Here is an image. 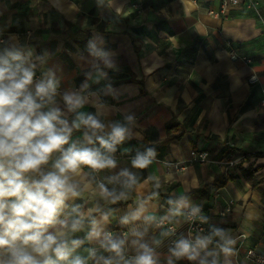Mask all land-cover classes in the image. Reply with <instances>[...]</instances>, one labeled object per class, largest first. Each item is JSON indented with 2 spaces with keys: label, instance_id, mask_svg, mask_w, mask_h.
<instances>
[{
  "label": "crops",
  "instance_id": "crops-1",
  "mask_svg": "<svg viewBox=\"0 0 264 264\" xmlns=\"http://www.w3.org/2000/svg\"><path fill=\"white\" fill-rule=\"evenodd\" d=\"M259 9L264 16V0ZM0 32L6 38L0 54L16 51L35 65L34 82H58L55 106L69 124L76 114L63 96L76 94L84 101L79 112L96 116L106 130L116 123L128 130L113 154L114 169H84L93 188L101 181L124 191L125 199L112 204L98 189L85 192L66 202V216L77 206L92 209L101 238H126V260L141 251L133 245L138 241L152 249L156 264H254L248 250L264 252V23L253 8L240 2L224 10L223 0H0ZM71 142L85 143L83 128L72 132ZM193 150L217 161L244 155L246 162L229 172L236 178L224 186L195 194L228 173L218 162L181 171L166 164L188 159ZM137 156L149 165L132 167ZM124 170L135 176L131 186L120 175ZM229 199L234 203L226 212ZM200 205L209 210L216 243L196 248L195 260L177 258L157 222H175L180 239L189 240L184 213ZM213 229L223 230L225 239ZM90 230L85 221L75 234L83 241L75 254L88 258L95 250L97 258H109L98 240L86 239Z\"/></svg>",
  "mask_w": 264,
  "mask_h": 264
},
{
  "label": "clouds",
  "instance_id": "clouds-1",
  "mask_svg": "<svg viewBox=\"0 0 264 264\" xmlns=\"http://www.w3.org/2000/svg\"><path fill=\"white\" fill-rule=\"evenodd\" d=\"M34 76L35 65L19 52L0 54V264H87V259L95 264H156L152 249L138 241L133 245L141 251L126 260V238H113L111 233L101 238L92 209L82 211L77 206L70 216L64 214L69 199L85 192L96 195L97 189L100 199L112 204L125 199L124 191L110 190L102 182L93 188L84 169L92 173L114 169L113 154L128 130L118 123L106 130L96 116L79 112L84 101L76 94L63 96L67 111L76 114L69 124L55 106L58 82L51 78L34 82ZM82 128L85 143L78 146L71 135ZM131 163L143 169L150 160L137 156ZM120 175L127 177L125 186L136 182L127 170ZM102 220L107 221V216ZM85 221L91 224L86 239L98 240L109 258H97L95 250H89L88 258L75 254L83 241L74 236L84 230ZM213 235L225 239L221 229H213ZM211 239H197L196 245L204 248ZM228 243L225 240V252ZM172 251L177 258L196 259V248L189 240L179 239Z\"/></svg>",
  "mask_w": 264,
  "mask_h": 264
},
{
  "label": "built area",
  "instance_id": "built-area-1",
  "mask_svg": "<svg viewBox=\"0 0 264 264\" xmlns=\"http://www.w3.org/2000/svg\"><path fill=\"white\" fill-rule=\"evenodd\" d=\"M243 2L247 7L253 8L256 12V15L259 19L264 23V16L259 9V0H223V9L225 10L228 7L229 3L237 4ZM136 10L141 11L142 4L137 2L134 4ZM6 38L5 35L0 32V44L5 42ZM246 61H250L246 59ZM264 102V99H263ZM203 163V162H218L223 166L227 173L234 170L239 165H242L246 162V158L244 155L239 157H232L228 156L222 160H213L209 156V152L206 150H193L191 152V156L182 161L177 162H166V164L175 170L181 171L186 168L188 164L192 163ZM101 183V181L99 182ZM234 200L229 199L227 202V206L225 208L226 212L231 211L232 205ZM208 219H209V210L205 206H195L188 208L184 213L183 224L185 230L191 235L189 238L190 243H192L193 247L200 248L196 245L197 239H205L210 237L209 229H208ZM157 225L164 229L165 233L168 235L170 243L172 245H176V241L180 239V232L181 229L178 224L173 221L168 220H159ZM216 243L215 240L212 238L211 242L208 244ZM207 244V245H208ZM131 258V256H127ZM247 257L250 259L254 264H264V252L257 253L255 249H249L247 252Z\"/></svg>",
  "mask_w": 264,
  "mask_h": 264
},
{
  "label": "trees",
  "instance_id": "trees-1",
  "mask_svg": "<svg viewBox=\"0 0 264 264\" xmlns=\"http://www.w3.org/2000/svg\"><path fill=\"white\" fill-rule=\"evenodd\" d=\"M175 125L174 126H170V129L173 130L175 129ZM182 135V132L181 133H171L168 137V139L164 142V143H167L169 140L171 139H175V138H180ZM245 173L246 175L249 176V173H248V168H241ZM236 176L235 174H230L228 173L227 176H222L221 178H218L213 184H206L204 187L202 188H199V189H196L195 191H193L192 193H195V194H201V195H207L211 190L213 189H217L219 187H222L226 184V182L228 180H232V179H235Z\"/></svg>",
  "mask_w": 264,
  "mask_h": 264
}]
</instances>
